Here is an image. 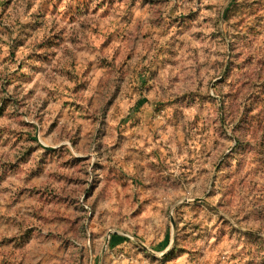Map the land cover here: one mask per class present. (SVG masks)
<instances>
[{
  "label": "rangeland",
  "instance_id": "1",
  "mask_svg": "<svg viewBox=\"0 0 264 264\" xmlns=\"http://www.w3.org/2000/svg\"><path fill=\"white\" fill-rule=\"evenodd\" d=\"M0 264H264V0H0Z\"/></svg>",
  "mask_w": 264,
  "mask_h": 264
}]
</instances>
